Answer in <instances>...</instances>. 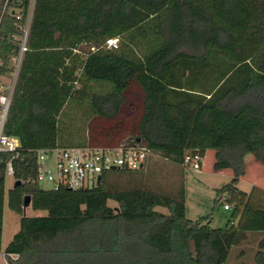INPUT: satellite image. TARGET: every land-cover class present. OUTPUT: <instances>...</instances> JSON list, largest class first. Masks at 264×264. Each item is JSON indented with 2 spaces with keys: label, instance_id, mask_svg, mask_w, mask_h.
Segmentation results:
<instances>
[{
  "label": "trees",
  "instance_id": "obj_1",
  "mask_svg": "<svg viewBox=\"0 0 264 264\" xmlns=\"http://www.w3.org/2000/svg\"><path fill=\"white\" fill-rule=\"evenodd\" d=\"M31 1L0 0V76L11 71ZM28 47L6 124L21 146L0 152V251L9 164L22 181L9 190L10 208L22 215L5 250L9 264H227L256 234L255 263L264 264V187H237L250 155L264 166V0H35ZM79 105L94 119L87 134L65 123ZM129 139L179 164L215 149L214 169L234 172L216 201L227 194L230 223L211 227L212 213L188 218L183 186L173 196L143 177L111 187L112 172L143 168L105 172L86 188L37 182L39 149ZM27 195L47 214L25 215Z\"/></svg>",
  "mask_w": 264,
  "mask_h": 264
},
{
  "label": "rangeland",
  "instance_id": "obj_2",
  "mask_svg": "<svg viewBox=\"0 0 264 264\" xmlns=\"http://www.w3.org/2000/svg\"><path fill=\"white\" fill-rule=\"evenodd\" d=\"M34 3L35 0H32L30 6V16L33 13ZM225 68L226 64L220 65L216 69V73L214 71V76L220 74L217 70H224ZM92 85L97 88H99L98 86H101L100 84L95 83H92ZM131 95H133V91L131 92ZM73 107H75V104L72 102L70 108L72 109ZM82 114L83 112L81 111L79 105V108H76V111L72 113V117H75L73 122H71L72 120L70 118H66L65 123H74V126H82L83 124L85 125L84 130L87 134L88 126L92 120L94 121V119L91 120V116L83 117ZM97 122V126L101 127L102 124L99 121ZM74 134L82 136L83 132H81L78 128L74 130ZM148 159L155 162L158 161V163H165L168 170L162 171L158 166L149 173L146 171L135 174L112 172L108 177V179L113 181V184L110 183L111 187L126 189L136 185V183L129 178L138 181L139 178L143 177V182L146 183V186L152 189H156V187H158V191L173 196V193L176 194L178 189L183 186L185 190L186 213L188 218L196 220L212 213V219L210 220L211 227L225 228L230 223L233 210H226L224 208V204L229 203L227 200V194L221 195V204H219V206H216V201L220 197L219 191L226 185L233 183L234 175L222 173L214 169L213 164L215 155L212 152L207 153V156L203 160L202 168L198 170L188 164H179L173 161L165 160L156 153L151 154ZM253 178L258 184H264V166L255 158L254 155H250L247 159L246 175L240 179L237 183V187L245 192H251L253 187V183L251 181ZM15 182L16 178L14 176L13 168L11 164H9L7 168L5 186L4 222L2 248L0 251V264H7V258L5 257L6 247L12 241L14 235L20 230V219L22 215L13 211L9 206V190L14 186ZM41 186L46 189L52 188L51 185L47 183L41 184ZM109 205L112 207H118V203L115 200H109ZM230 205L231 208H233V205ZM157 209L164 213L168 212L165 207H157ZM46 214L47 211L35 210L31 207V205L25 209V215L28 216H42ZM261 236V234L253 235L244 243L234 247L227 264H256L255 253L258 249V242ZM221 252H224V248ZM223 255L224 253L222 256Z\"/></svg>",
  "mask_w": 264,
  "mask_h": 264
},
{
  "label": "built area",
  "instance_id": "obj_3",
  "mask_svg": "<svg viewBox=\"0 0 264 264\" xmlns=\"http://www.w3.org/2000/svg\"><path fill=\"white\" fill-rule=\"evenodd\" d=\"M31 9V8H30ZM29 13L23 25L22 35L17 37L18 52L11 60V71L0 76V152H15L20 146V139L6 133V124L12 106L15 88L23 64L25 53L29 50L28 38L32 15ZM17 19H22V9L16 12ZM33 14V13H32ZM108 46L118 47V39L108 41ZM1 64V61H0ZM39 172L37 182L47 183L53 189L68 187L71 189L93 187L98 183V177L112 170H140L149 156L154 152L145 146L129 142L119 146L74 147V148H43L37 150ZM204 157L200 154L188 153L184 164L198 170L202 168ZM226 210L231 205L224 204ZM7 264L9 257L5 253ZM17 258V255H11Z\"/></svg>",
  "mask_w": 264,
  "mask_h": 264
},
{
  "label": "crops",
  "instance_id": "obj_4",
  "mask_svg": "<svg viewBox=\"0 0 264 264\" xmlns=\"http://www.w3.org/2000/svg\"><path fill=\"white\" fill-rule=\"evenodd\" d=\"M209 152H212L214 155H215V160H214V164H215V162L217 161V159H216V150L215 149H209L208 151H207V153H209ZM207 153H206V156H207ZM166 160V159H165ZM214 164H213V167H214ZM157 165V166H156ZM159 166V168L163 171V170H168L167 168V166H166V164L165 163H163V162H159L158 163V161H152V160H147V162L145 163V165H144V167H143V171H146V172H151V171H153L154 170V168L155 167H158ZM163 167V168H162ZM167 167V168H166ZM219 172H222V173H229L230 175H234V172H233V170L232 169H230V168H228V169H222V170H218ZM234 177V176H233ZM252 183H253V186L254 185H257V186H260V187H264V184L263 185H260V184H258L257 182H256V180H254V178H253V180L251 181ZM146 184V183H145ZM156 190H158V187H156ZM231 210V209H230ZM201 236L202 235H200L199 236V238H201ZM229 236H230V234L229 233H225L224 234V236H223V240L224 241H226L228 238H229Z\"/></svg>",
  "mask_w": 264,
  "mask_h": 264
},
{
  "label": "water",
  "instance_id": "obj_5",
  "mask_svg": "<svg viewBox=\"0 0 264 264\" xmlns=\"http://www.w3.org/2000/svg\"><path fill=\"white\" fill-rule=\"evenodd\" d=\"M138 140H139V139H138ZM128 142H129L130 144L133 143L131 139H129ZM101 179H102V176H99V177H98V181L100 182ZM21 182H22L21 180H18V181L16 182V184H20ZM30 204H31V196H30V195H27L26 198H25V205H24V208L30 206Z\"/></svg>",
  "mask_w": 264,
  "mask_h": 264
}]
</instances>
